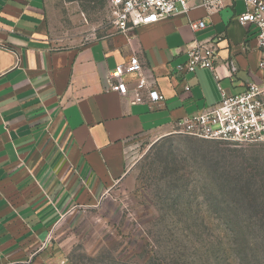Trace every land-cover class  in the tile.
<instances>
[{
  "label": "crops",
  "instance_id": "crops-1",
  "mask_svg": "<svg viewBox=\"0 0 264 264\" xmlns=\"http://www.w3.org/2000/svg\"><path fill=\"white\" fill-rule=\"evenodd\" d=\"M242 2L210 13L198 0L156 24L59 47L46 0H0V264H45L49 237L71 213L95 207L144 147L177 122L260 82L258 30ZM206 27L193 30L191 23ZM222 36L212 71L179 73L196 43ZM138 57L164 96L132 104L107 83ZM235 69V71L233 70ZM134 75L124 76L131 84Z\"/></svg>",
  "mask_w": 264,
  "mask_h": 264
},
{
  "label": "rangeland",
  "instance_id": "rangeland-1",
  "mask_svg": "<svg viewBox=\"0 0 264 264\" xmlns=\"http://www.w3.org/2000/svg\"><path fill=\"white\" fill-rule=\"evenodd\" d=\"M46 1L59 47L118 31L110 0ZM44 251L45 264H264V145L160 138Z\"/></svg>",
  "mask_w": 264,
  "mask_h": 264
},
{
  "label": "built area",
  "instance_id": "built-area-1",
  "mask_svg": "<svg viewBox=\"0 0 264 264\" xmlns=\"http://www.w3.org/2000/svg\"><path fill=\"white\" fill-rule=\"evenodd\" d=\"M210 13L218 12L230 2H242L245 11L239 15L238 23L243 27L254 25L257 30L262 74L260 82L249 84L240 94H227L222 91L220 103L207 107L201 112L177 122L172 134L193 138L221 141L238 146L264 145V0H198ZM115 14L117 30L126 33L142 25L156 24L172 17L180 4L186 12L189 0H110ZM193 30L206 27L204 21L191 23ZM222 36L196 43L188 52L187 61L176 69L179 73H195L200 69L212 71L215 78L218 43ZM235 71V69L233 68ZM134 75L130 83L124 76ZM107 83L111 91L121 96L132 94V104H158L164 101L162 93L149 83L138 57L118 66L109 74ZM52 235V234H51ZM51 236L49 237L50 240Z\"/></svg>",
  "mask_w": 264,
  "mask_h": 264
}]
</instances>
